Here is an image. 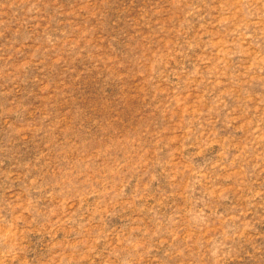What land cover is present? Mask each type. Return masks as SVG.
I'll use <instances>...</instances> for the list:
<instances>
[{"label":"rangeland","instance_id":"374dc122","mask_svg":"<svg viewBox=\"0 0 264 264\" xmlns=\"http://www.w3.org/2000/svg\"><path fill=\"white\" fill-rule=\"evenodd\" d=\"M0 264H264V0H0Z\"/></svg>","mask_w":264,"mask_h":264}]
</instances>
